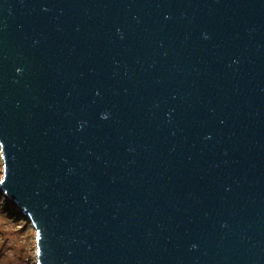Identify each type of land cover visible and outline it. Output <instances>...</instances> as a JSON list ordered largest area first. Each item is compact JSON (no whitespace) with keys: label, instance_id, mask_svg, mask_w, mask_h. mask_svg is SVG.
<instances>
[{"label":"water","instance_id":"water-1","mask_svg":"<svg viewBox=\"0 0 264 264\" xmlns=\"http://www.w3.org/2000/svg\"><path fill=\"white\" fill-rule=\"evenodd\" d=\"M0 153L36 264H264V0H0Z\"/></svg>","mask_w":264,"mask_h":264},{"label":"rangeland","instance_id":"rangeland-1","mask_svg":"<svg viewBox=\"0 0 264 264\" xmlns=\"http://www.w3.org/2000/svg\"><path fill=\"white\" fill-rule=\"evenodd\" d=\"M4 164L0 153V181ZM36 231L0 187V264H36Z\"/></svg>","mask_w":264,"mask_h":264}]
</instances>
